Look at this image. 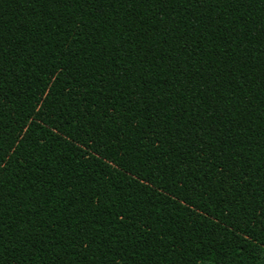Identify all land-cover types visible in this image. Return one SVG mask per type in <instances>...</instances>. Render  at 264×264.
I'll use <instances>...</instances> for the list:
<instances>
[{"label":"trees","instance_id":"trees-1","mask_svg":"<svg viewBox=\"0 0 264 264\" xmlns=\"http://www.w3.org/2000/svg\"><path fill=\"white\" fill-rule=\"evenodd\" d=\"M0 264H264V0H0Z\"/></svg>","mask_w":264,"mask_h":264}]
</instances>
